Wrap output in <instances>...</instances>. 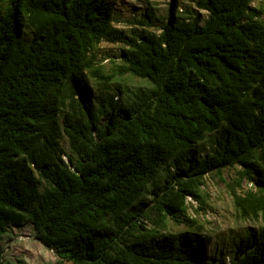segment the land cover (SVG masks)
Returning a JSON list of instances; mask_svg holds the SVG:
<instances>
[{
    "label": "trees",
    "instance_id": "trees-1",
    "mask_svg": "<svg viewBox=\"0 0 264 264\" xmlns=\"http://www.w3.org/2000/svg\"><path fill=\"white\" fill-rule=\"evenodd\" d=\"M192 1L124 32L113 0H0V241L30 223L58 264H264V227L207 256L187 200L229 169L264 224V0Z\"/></svg>",
    "mask_w": 264,
    "mask_h": 264
},
{
    "label": "rangeland",
    "instance_id": "rangeland-1",
    "mask_svg": "<svg viewBox=\"0 0 264 264\" xmlns=\"http://www.w3.org/2000/svg\"><path fill=\"white\" fill-rule=\"evenodd\" d=\"M176 9L191 7L199 11L192 0H113V10L118 17L113 25L118 30L128 32L131 29H140L142 26L136 22L146 6L151 5L159 14H165L169 4ZM256 2H252L255 5ZM201 13H205L200 10ZM136 18V20H135ZM151 29V28H150ZM120 44L102 41L99 44L97 59L102 64L109 65L108 59L118 55ZM97 85L96 81H90ZM128 88L144 84L138 78L126 77L123 80ZM210 136V135H209ZM208 136L200 143L202 151L208 149ZM65 149L67 144L62 141ZM231 170H224L222 179L216 176L207 177L200 186V202L188 200V212L191 216L203 223V233L209 236L210 241L207 256L214 253L212 248H223L224 259L229 261L232 255L233 237L242 235L245 230H258L264 227L259 220L243 219L234 208L232 198L224 184L231 175ZM0 264H58L62 259L56 250L45 246L35 235L30 223L18 226H9L0 241Z\"/></svg>",
    "mask_w": 264,
    "mask_h": 264
},
{
    "label": "built area",
    "instance_id": "built-area-1",
    "mask_svg": "<svg viewBox=\"0 0 264 264\" xmlns=\"http://www.w3.org/2000/svg\"><path fill=\"white\" fill-rule=\"evenodd\" d=\"M187 198H188V200H191V201L193 200V199H192L191 197H189V196H187ZM193 201H195V200H193Z\"/></svg>",
    "mask_w": 264,
    "mask_h": 264
}]
</instances>
